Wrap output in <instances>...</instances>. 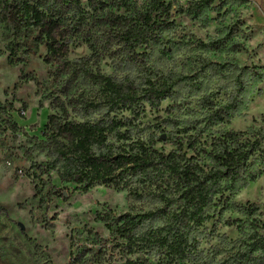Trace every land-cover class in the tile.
I'll list each match as a JSON object with an SVG mask.
<instances>
[{
  "label": "trees",
  "instance_id": "16d2710c",
  "mask_svg": "<svg viewBox=\"0 0 264 264\" xmlns=\"http://www.w3.org/2000/svg\"><path fill=\"white\" fill-rule=\"evenodd\" d=\"M175 2L90 1L93 12L108 7L123 10L110 20L104 41L109 51L121 56L129 73L102 75L84 64L63 65L65 71L90 82L96 92L81 97L72 110L80 121L71 119L66 107L48 117L44 136L49 160L44 169L56 173L66 189L73 187L81 194L101 186L126 190L133 202L147 205L146 211L120 215L107 225L124 241V253L137 256L125 264H264V206L233 201L264 176V126L242 132L227 128L233 118L242 116L248 89L264 82V67H233L234 87L225 101L218 100L220 86L215 91L207 87L204 70H168V62L185 47L207 52L225 44L220 39L177 40ZM212 6L213 0H194L176 13L196 20ZM67 13L74 30L88 24L80 0H0V24L15 40L25 39L26 55L32 52L28 42L39 37L53 58H67L62 31ZM207 65L224 76L221 65ZM182 88L189 97H199L197 116L163 120L157 126L160 135L143 126L139 117L145 105L157 109ZM167 142L173 147L170 152L156 149L158 143ZM226 214L238 218L225 220ZM211 221V234L222 224L234 227L238 238L227 241L221 236V246L214 251L219 260L207 263L199 248L204 227Z\"/></svg>",
  "mask_w": 264,
  "mask_h": 264
},
{
  "label": "rangeland",
  "instance_id": "374dc122",
  "mask_svg": "<svg viewBox=\"0 0 264 264\" xmlns=\"http://www.w3.org/2000/svg\"><path fill=\"white\" fill-rule=\"evenodd\" d=\"M80 1L88 12V24L76 31L70 27V15H64L66 59L53 58L39 37L28 42L32 52L26 55L25 39L15 40L0 24V264H125L137 257L124 253V241L112 235L107 225L120 215L146 211L147 205L133 202L126 190L101 186L81 194L73 187L66 189L56 173L44 169L49 160L44 136L48 117L59 115L60 108L66 107L70 118L80 121L72 110L81 97L96 92L90 82L65 71L63 65L76 62L73 68H77L84 64L102 75L129 73L121 56L109 51L104 41L110 20L123 10L108 7L93 12L91 0ZM193 1L176 0L174 4L172 15L179 26L175 38L204 43L220 39L225 44L207 52L185 47L168 62L167 69L176 73L204 70L207 87L215 91L220 86L223 91L218 100L225 101L234 87L233 67H264V0H213L212 8L196 20L176 13ZM80 59L85 63L77 62ZM207 63L221 65L224 76ZM246 95L242 116L233 118L228 129L242 132L264 126V82L255 90L248 89ZM198 111L199 97H189L182 88L157 109L145 105L139 121L160 135L157 126L163 120L197 116ZM156 149L166 154L173 147L158 143ZM233 201L264 206V176L236 194ZM236 218V214L224 215L225 220ZM212 225V221L205 225L199 248L200 258L207 263L219 260L214 251L221 246V236L227 241L238 238L234 227L222 224L211 234Z\"/></svg>",
  "mask_w": 264,
  "mask_h": 264
}]
</instances>
